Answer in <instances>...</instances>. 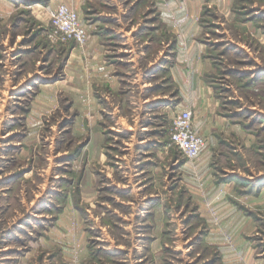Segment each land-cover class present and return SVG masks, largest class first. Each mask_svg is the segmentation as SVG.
I'll return each mask as SVG.
<instances>
[{"label": "rangeland", "instance_id": "rangeland-1", "mask_svg": "<svg viewBox=\"0 0 264 264\" xmlns=\"http://www.w3.org/2000/svg\"><path fill=\"white\" fill-rule=\"evenodd\" d=\"M0 264H264V0H0Z\"/></svg>", "mask_w": 264, "mask_h": 264}, {"label": "built area", "instance_id": "built-area-1", "mask_svg": "<svg viewBox=\"0 0 264 264\" xmlns=\"http://www.w3.org/2000/svg\"><path fill=\"white\" fill-rule=\"evenodd\" d=\"M49 18L54 29V36L62 40H72L78 45L87 42V32L78 14L65 3H60L49 11ZM170 142L181 154L191 160L202 151L205 141L194 130L193 113L189 109L179 110L172 120Z\"/></svg>", "mask_w": 264, "mask_h": 264}, {"label": "crops", "instance_id": "crops-1", "mask_svg": "<svg viewBox=\"0 0 264 264\" xmlns=\"http://www.w3.org/2000/svg\"><path fill=\"white\" fill-rule=\"evenodd\" d=\"M194 106L195 104L191 101H185V100L182 101V109H193L195 108ZM193 123H194V115H193Z\"/></svg>", "mask_w": 264, "mask_h": 264}]
</instances>
